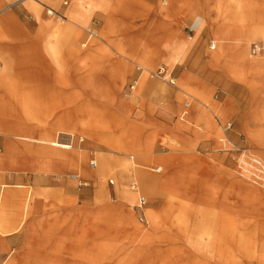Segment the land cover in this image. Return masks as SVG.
<instances>
[{
  "label": "rangeland",
  "instance_id": "rangeland-1",
  "mask_svg": "<svg viewBox=\"0 0 264 264\" xmlns=\"http://www.w3.org/2000/svg\"><path fill=\"white\" fill-rule=\"evenodd\" d=\"M263 2H261V6H253L256 2L232 0L230 4L235 11V16H230V24L227 25L230 31L224 37L219 36L221 39L220 45L215 43L216 47L214 49H210L209 46L213 35L204 40L201 38V31L195 34L187 32L184 22L189 14L188 11L180 13L182 30L176 35L173 34L175 37L170 44H156L155 42L161 38L163 26L167 27L169 24H173L178 19L179 14L175 15L173 12L165 13V15L157 12L143 13L140 11L142 8L139 5L131 10L140 12L112 16L111 21L115 23L112 27L105 25V21L110 19L108 16H88L87 21L81 28L82 37L79 43L88 37L85 30L90 27L91 23L94 20L98 21L97 37L91 38L88 45L105 46V44H108L113 46H107L112 54L111 58L114 61L121 59L125 62L123 63L124 82L120 88L115 86L106 87L107 92L105 91V93L103 89L94 91L89 88L84 89L79 96L74 97V103L77 104L78 110L75 118L76 120L85 119L90 121L93 127L88 130L94 133L93 136L96 139H119L125 144L127 143L128 146L131 145V150H126V152L112 150L110 152V150L107 151L108 147L99 148L106 150V154L110 153L108 170L99 179L83 174L79 175L82 180L88 182L86 186H78L76 181L71 184V187L66 186L69 179L68 174L75 173L76 169L70 167L69 164H65L62 160L55 159L52 156L47 157V159L42 154L23 155L21 152L12 153L13 157L17 159L22 158L28 159L29 162L34 160L47 163L49 171L41 175L44 180L42 178L39 180L40 177L32 169L24 172V168L28 167L24 162L16 165L14 162L13 165L8 167V171L4 170L6 174L0 175V184H10L4 190H22L33 195L34 201L31 205L32 208L31 206L28 208L26 223L32 222L34 235L44 238L45 243H48L51 264H67L64 258H55V256H61L56 253L64 250L66 242L63 237L67 236L69 230L80 228L84 223L86 227H90L87 229L88 233L89 230L92 232L84 238L74 240L73 246H76L77 250L94 252L98 237L105 238L109 234L117 237L116 249H113L114 254L110 258L108 257L105 262L97 264H232L233 261L229 257L230 254L232 255V250L229 249L228 241L236 237L237 222L241 219L243 221L250 219L245 224L246 232L252 233V229L255 227L260 232L258 240L264 243V206L256 204L252 200H250L251 204L248 205L245 193L236 184L238 173L228 171V168L233 167L232 164L228 163L229 160H233L230 153H239V148L250 150L258 155H264L263 149L250 144L242 136V128L246 124V114L249 107L251 104L264 102L263 51L260 50L255 54L251 51L252 44L264 43ZM256 5H258V2ZM216 13L218 14V10ZM224 21H228V19ZM250 27L261 29L262 32L260 34L257 32L255 34L253 31L247 32L245 29ZM240 28L244 29L242 33L237 31ZM152 31L155 36L150 35ZM105 32H108V34L106 35ZM149 39L152 44L144 45ZM162 39L164 41V38ZM0 40L6 43L5 45L14 43V40L7 41L4 38H0ZM119 42L123 44V47L135 49L136 52L143 51L145 47H149L151 52L146 55L142 52L137 56V59L133 56L136 54L120 57L115 53L116 48L114 47ZM228 47L232 48L230 52L232 55L228 56L225 64L212 56L220 49L225 50ZM203 48H205L207 54L206 64H201L202 60L200 58L189 60L192 53L199 52ZM240 49L243 50V57L237 53V50ZM210 55L211 57H209ZM139 57H143L145 63L138 60ZM74 61V57H72V60L68 59L67 66L71 74L77 75V67ZM187 63H192L195 67L200 64L204 65L203 69H200L201 74L190 75L188 71L184 70L188 65ZM160 65H165L170 71L172 70L174 84L161 80L157 76H148L146 72L144 73L145 76L139 78L144 67L147 66L148 70L155 72ZM231 69L244 71L247 76L246 81L251 80L253 76V80L258 83L255 86V91L257 92L259 89L260 93L254 96L247 82L237 79L230 72ZM251 69L252 71H250ZM254 71L260 72V74L253 75ZM206 78L211 79V81H205ZM135 80H138V86L136 90L131 91V86ZM156 81L169 87L171 100L189 89L205 94L211 103L210 105L206 104L219 110L220 116L217 117L221 122L223 124L226 121L232 122L230 128L224 131L216 124L217 132L219 129L221 134L229 141L227 143L228 147L226 149L222 147L216 136L205 134L201 138H195L193 133L185 127L176 129V119L162 118L159 114L160 105L147 100L145 97V90L148 88L147 83ZM106 93L110 94L107 95ZM229 98L231 100L230 104L228 102ZM208 112L210 113V111ZM213 113H210L211 118H213ZM7 119L15 122L21 120L17 117ZM173 132L176 135H173ZM66 137L68 138V136ZM90 139L91 142H96L94 138L90 137ZM142 143L150 149L151 157L146 158L137 152V148ZM84 146L83 142L81 147ZM0 147L3 154L5 150H3L1 136ZM87 148L91 150L87 152L85 162L88 168L89 161L96 157L95 151H93L94 148L90 145ZM70 153L71 150L68 154ZM7 154L8 152L5 153V155ZM130 155L136 158L139 165L148 166L150 169L158 167L161 169L158 173L150 172V170L143 171L141 167L134 171L132 167L130 168ZM194 156L197 157L196 162H198L195 173L197 174L196 181L199 190L202 191L200 195H195L194 191L185 188L178 180L171 182L170 185L159 181L164 178L163 173L165 170H171V168L182 170L189 165ZM7 157L11 158L12 156L7 155ZM167 157L174 158L175 161L169 165L161 161V159ZM124 163L127 165L126 170L123 168ZM93 168L91 167V169ZM221 170L229 172L231 177L224 176ZM134 178L138 180L137 193H142L146 197V203L141 211L132 207L137 202V193L131 191L129 187ZM109 180H113V184H110ZM250 182L252 183L251 180ZM14 184H23L24 186L18 188ZM37 188L40 191L34 192ZM260 188L264 191L263 186ZM171 204L178 207L183 214L184 219L181 226L183 231L185 230V232H189L194 236L196 231L204 230L202 237L206 241L208 236L206 232L215 231L220 241L221 237L227 240L226 245L215 241L214 245H210L211 249L201 253L203 251L190 250L189 244H186L185 241L183 244L180 242L173 244L177 251L169 249L166 251L161 246L162 243L154 242L153 239L148 243L142 242L145 231L151 229L145 215V209L149 208L166 216V209ZM10 212L12 215H9L8 218L11 216L12 220L18 222L19 227L17 230L24 232L26 223L24 225L19 224L22 217L20 209L14 207ZM52 214L57 218V226L54 230L56 235H53L51 231L46 236L48 232L46 226L43 227L45 228L43 231V228L37 225L44 223L42 217ZM123 214L134 215L140 226L132 228L125 226L126 220ZM7 215L6 212L5 216L7 217ZM190 216H193L197 221L201 220V224L205 227L201 226L203 229L200 226L194 227L189 222ZM85 217L87 221L84 219ZM141 217L143 220L140 221ZM36 221H39V223H36ZM210 221L218 224L206 226V223L208 224ZM186 224L188 226L184 227ZM151 230L154 236L161 232L159 229L152 228ZM183 231L179 230L177 238L179 236L180 239L183 236ZM91 235L96 238L92 239L89 237ZM8 236L0 232V252L5 249L6 254L10 256L12 251L7 245ZM3 245H5V248H3ZM34 250L35 252L43 251L42 248L36 247ZM136 252H139L140 255L133 256ZM226 252L227 256L224 258ZM226 257L228 260L224 262L223 259L225 260ZM10 259L6 261L0 259V264H10ZM72 260L75 262L74 258Z\"/></svg>",
  "mask_w": 264,
  "mask_h": 264
},
{
  "label": "bare ground",
  "instance_id": "bare-ground-1",
  "mask_svg": "<svg viewBox=\"0 0 264 264\" xmlns=\"http://www.w3.org/2000/svg\"><path fill=\"white\" fill-rule=\"evenodd\" d=\"M231 1L232 0H224V4L220 5L218 8V15L221 20L218 21V24L213 26L212 32L210 33V35H213V38H211L210 41L211 43L209 44L210 49H214L216 47L215 43L220 45L221 39L219 36L224 37L230 31L227 25L228 23L230 24V16H235V11L232 9V5L230 4ZM10 7L11 3L4 6L1 11L7 12L9 11ZM33 7L36 8L34 4H32L31 8ZM101 9L107 14L106 16L110 17V19L105 21V25L109 27H112L113 24H115L111 21L112 16L118 14L137 13L130 11L123 0H116L110 4L101 3ZM50 11L51 12L46 11V13L51 16V22L56 21L58 23H63V18L59 17L56 13H53L52 10ZM161 14L165 15V13ZM7 15L6 23H8L11 19L10 13ZM87 18L88 16H84L80 19H77L72 15L69 16L68 21H77L76 23L81 29L83 24L87 21ZM227 19L228 21H224ZM245 30H247V32L253 31L255 34L256 32L259 34L262 32L261 29H254L253 27L247 28ZM70 31L73 33V28ZM237 31L242 33L244 29L240 28ZM107 34L108 32L106 35ZM150 35L155 36L153 31ZM54 37L56 40L55 42L51 41L50 36L43 38V50L48 54L51 62V66L49 68L46 67V64L44 63V60L40 54L37 65L32 66L30 68L31 71L29 70V72H24L23 69L20 68L15 51L0 52V57L4 64L2 68L3 70L0 71V136L3 142V150L8 152L7 155L12 156L11 158L7 157V155H5V151H3L2 154V149L0 147V175L3 176L6 174L8 167L13 165L14 162L15 165L20 164V162H24L25 165L28 166L24 168V172L32 169L37 173V175H42V173L49 171L47 163H43L42 161L37 162L34 160L29 162L27 161L28 159L22 158H19V161V159L13 157L14 155H12V153L21 152L23 155L42 154L45 158L52 156L55 159L57 158L62 160L65 164H69L70 167L76 169L77 173L75 172L68 174L71 179H75L76 176L81 174L99 179L107 172L109 167L108 159L110 158V153L106 154V150L99 148L108 147L107 151L110 150V152L112 150H122L123 152H126V150H131L130 148H132V146L129 145V147L127 143L125 144L119 139L112 140L102 138L101 140L96 135V137L100 140L99 142V140L93 136L94 133L88 130L93 127L90 121L85 119L76 120L75 117L78 110L76 106L77 104L74 103V98L58 99L55 97L53 89L46 90L43 85H40L43 86L41 92L36 89L35 94L33 92L28 94L23 91V87L20 84V78L29 74L35 75L36 73L39 75L42 74V76L51 74L58 91L65 90V88L71 86H74L73 88L75 91V84H77L79 89L89 88L92 91L103 89V92L105 93V91L107 92L106 87L115 86L120 88L123 85V63L125 62H123L121 59H119V61H114L111 58L112 54L110 53L108 47H113L112 45H88L91 42V38H86L80 43L77 42L72 44V41L69 40L67 36H65L63 41L64 45H62L63 48H61L59 40H62V36L55 35ZM95 37H97V35H95ZM162 40L163 39L160 38L155 43L162 44L159 43V41L161 42ZM172 40L173 39H171L169 42H172ZM147 44H152L150 39L148 42L144 43V45ZM114 47L116 48L115 53L120 57H124V55L131 56L136 54L133 56H135L137 59V56L142 52L145 55L151 52L149 47H145L143 51L136 52L135 49H127L123 47L121 42L115 44ZM64 49H66V51ZM231 49L232 48L230 47L225 50L220 49V51L213 53L212 56L225 64L230 52L232 51ZM242 52V49L237 50V53H239L241 57L244 55ZM70 54L74 55V64L77 67V75H81V78H79L80 80L78 82H71V73L67 66L69 59L68 57H70ZM209 57H211V55ZM144 58L146 59L147 57ZM138 60L141 62L144 61L143 57H139ZM33 70L35 73H33ZM250 71H252V69ZM145 72L148 76L151 75V71L148 70L146 66L141 72L139 78H141V76H145ZM230 72L237 79L247 82V85L253 91L254 96L260 93L259 89L257 92L255 91V86L258 85V83L253 80V76L251 80L249 79L246 81L247 76L244 71L231 69ZM256 73L260 74V72L254 71L253 75ZM138 80H135L134 84L131 86V91L136 90V87L138 86ZM174 81L175 80H173V83ZM74 91L72 94L76 95ZM188 91L182 93L185 98L181 94H178L173 100L169 102L167 109L170 116L168 118L176 119V129L185 127L193 133L195 138H201V136L205 134L216 136L221 142L222 147L226 149L228 147L227 143H229V141L221 134L218 128L217 132L216 124L222 129V131H224L230 128L232 122L226 121L224 124L221 122V120L217 117L220 116L219 110L213 109L209 106L211 103L205 94L191 89ZM3 94L5 95L4 97ZM106 94L108 95L110 93ZM228 102L230 104V98ZM208 111H210V113L214 112L212 114L213 118H211ZM11 117H17L21 120L18 122H15L14 120L9 121L7 118ZM173 135H176L175 132H173ZM66 136H68L66 139L67 141L65 140ZM242 136H244L246 141L250 144H254L264 150V102H257L255 104H251L249 107L246 114V124L242 128ZM90 137L94 138L96 142H91ZM83 142L85 146L81 147ZM89 145L94 148L93 151H95L94 154L96 158L89 161V167L87 168L85 162L87 160V152L90 150L87 148ZM69 150H71L70 154H68ZM137 152L146 158H148V156L151 157L150 149L147 148V146H145L143 143L139 145ZM238 152L239 153L237 154L230 153V156L233 158V160H229L228 163L230 165L232 164L233 167L228 168L226 165L225 166L228 168L229 172L233 171L238 173L236 184L237 187L240 190H243L245 193L248 200V205L251 204L250 200H252L256 204H262L264 206V191L260 188L261 186L264 187V155H258L250 150L240 148L238 149ZM129 157L130 168L132 167V170L134 171L140 167L143 168L141 169L143 171L150 170V172L154 173H158L160 171L159 170L158 172H155L148 166L139 165L133 155H130ZM196 160L197 157L194 156L190 160L189 165H187L182 170H175L174 168H171V170H165L163 173L165 175H163L164 178L159 181H161V183L166 182V184L170 185L172 184L171 182H176L178 180L185 188L194 191L196 193L195 195H200V192L202 191L199 190V186L196 181L197 174L195 173L198 163ZM91 161L94 164L93 169H91ZM161 161L169 165L172 164L175 159L167 157L161 159ZM123 168L124 170L127 168L125 163ZM4 170H6L5 173ZM229 172L221 170V173L224 176L231 177ZM0 186V232L4 235H9L19 227L18 222L16 223L14 220H12L11 216L8 218L9 215H12L10 211L14 207L20 209L22 217L19 224L24 225L28 219V208L32 205L34 200L33 195H31L30 192L22 190H4L5 187L10 186V184L7 183H1ZM14 186L22 188L24 185L14 184ZM35 191L37 192L40 190L37 188V190H34V192ZM166 210L165 216L161 212L157 213L156 211H153L149 208L145 209V215L147 216L150 228L159 229L161 232L160 234L154 236L153 231L151 229H147L145 231V235L142 237V242L148 243L151 239H153L154 242L162 243L161 246L165 248L164 250L167 251L169 249L172 251H177L173 244L178 242L183 244L185 241L186 244H189L190 250L203 251L201 253L211 249L210 245H214L215 241H218L221 244L224 243L226 245L225 242L227 240L222 239L221 237L220 241V238H217L218 234L215 233V231L206 232L208 235L207 241L202 237L204 230L198 232L196 231L194 236L189 232H185V230L183 231L181 226L183 225L184 218L179 208L171 204ZM6 212L8 214L7 217L5 216ZM123 216L126 220L125 226H128L129 228L140 226L136 222L134 215L123 214ZM42 219L44 220V223H48V227L46 229L48 232L46 236H48L51 231L53 235H56L54 230L57 226V218L54 216V214L45 215L42 217ZM84 219L87 221L86 217ZM248 221H250V219L245 221L241 219L238 221L236 237L228 241V245L230 246L229 249L232 250V255H229L231 261H233L231 262L232 264H264V243H261L258 240L260 232H258V230L254 227V229H252V233H247L245 224ZM189 222L194 227H205V225L201 224V220L197 221L193 216L189 217ZM187 224L184 227L188 226ZM215 224L218 223L210 221V223H206V226H214ZM88 228L90 227H86V224L84 223L80 228L69 230L67 236L63 237L66 242L64 250L60 253H56L61 256H55V258L58 257L63 259L65 253L70 251L72 252V255H74L73 258L75 259L73 264H97L105 262L108 257L110 258V256L114 254L113 249H116L115 247L117 245V237L109 233V235L105 238H97L94 252L77 250L76 246H73V243L75 242L74 240L90 235L92 231L89 230L88 233ZM179 230L183 231V236H181L180 239L179 236L177 238V233ZM89 237L92 239L96 238L93 235ZM138 254L139 252H136L133 256H137ZM75 256H77V258ZM225 256H227V252L224 254V258ZM226 260H228L227 257L225 260L223 259L224 262Z\"/></svg>",
  "mask_w": 264,
  "mask_h": 264
},
{
  "label": "crops",
  "instance_id": "crops-1",
  "mask_svg": "<svg viewBox=\"0 0 264 264\" xmlns=\"http://www.w3.org/2000/svg\"><path fill=\"white\" fill-rule=\"evenodd\" d=\"M33 2L36 6L32 8ZM116 0H0V38L9 40H14V43L5 45L0 40V52L15 51L17 54V60L20 64V68L24 72L31 71V67L37 65L39 62V56L41 54L46 67L51 66L50 58L47 53L44 52V42L43 38L50 36L52 42H55V35L62 36V40H59L61 48L64 45V37L67 36L72 44L79 42L82 37V31L76 22L68 21L69 16H75L80 19L84 16H106L107 14L102 11L101 3H112ZM128 6L130 11L136 6L140 5L142 8L140 11L143 13H175L178 15V19L173 23L169 24L167 27L162 28L160 37L164 38V41H159V43L170 44L169 42L173 39L178 32H181V16L182 11H188L189 14L184 22L187 32L195 34L201 31V38L206 40L209 38L210 33L214 25L218 24L221 20L219 15L216 13L219 10V6L224 4V0H123ZM256 2L253 6H261V0H247ZM258 2V5H256ZM11 3L9 11L3 12L1 9ZM264 3V2H263ZM47 10H52L59 17L63 18V23L51 22V16L46 13ZM136 11V12H140ZM135 12V11H133ZM11 15V19L6 23L7 14ZM73 28V33L70 31ZM73 37V38H72ZM13 42V41H12ZM4 44V45H3ZM260 46L262 56H264V43L260 42L257 44ZM66 51V49H64ZM232 54L230 53L229 56ZM74 55L70 54L69 60H72ZM200 58L202 60L201 64H206L207 54L205 48L201 51H196L192 53V57L189 60ZM188 65L184 70L188 71L190 75L196 74L200 75V69H203L204 65H199L195 67L192 63H187ZM3 61L0 57V71L3 69ZM33 73L35 71L33 70ZM71 82H78L81 75H70ZM73 78V79H72ZM20 84L23 87V91L26 93L33 92L37 89L41 92L42 87L47 89H53L55 97L58 99H73L75 96H79L84 89H79L76 85L74 91V86L67 87L65 90L58 91L53 76L51 74L47 76H42V74L36 73L35 75L29 74L22 76L20 78ZM205 81L210 82L211 79L206 78ZM43 85V86H40ZM147 90H145V97L153 103H158L160 105L159 114L164 119H169V111L167 105L171 101V94L169 87L166 84L159 82H148ZM73 91L76 95H73ZM58 92V93H57ZM5 95L3 94V97ZM175 96V95H174ZM67 138V137H66ZM65 138V140H66ZM39 180H44V177L38 175ZM77 182L75 179H69L66 182V186L71 187V184ZM138 181V180H137ZM78 185V182H77ZM79 186V185H78ZM39 223V221H36ZM40 227H48V223H42V225H37ZM33 223L27 222L24 226V232H19L16 228L13 233L9 234L7 238V245L9 246L12 253L10 256L6 254V250L3 249L0 252L1 261L10 259V264H51L49 245L46 244L44 238H39L34 235L32 230ZM43 228V231L44 229ZM42 232V231H41ZM43 237V236H42ZM40 240V241H39ZM36 248H42L43 251L35 252ZM5 248V245H3ZM74 255L72 252H66L64 259L67 264L73 263ZM77 258V256H75Z\"/></svg>",
  "mask_w": 264,
  "mask_h": 264
},
{
  "label": "built area",
  "instance_id": "built-area-1",
  "mask_svg": "<svg viewBox=\"0 0 264 264\" xmlns=\"http://www.w3.org/2000/svg\"><path fill=\"white\" fill-rule=\"evenodd\" d=\"M48 12H51L50 10H47ZM99 22L98 21H93L90 25V27H88L85 31L87 32L88 37L87 38H93L96 35V28L98 27ZM252 48L251 51L253 54L259 52L261 50L260 46L257 44H252ZM213 47V46H212ZM151 77H158L161 78V80H165L170 84H174L173 83V78H172V70L170 71L165 65H160L155 72H151ZM132 159V158H131ZM91 167L94 166V164L92 163V161L90 162ZM160 170V167L158 168H154L153 171L158 172ZM75 179L78 182L79 186H86V184L88 183L87 181L85 182L84 180H82L79 176H76ZM135 179V180H134ZM131 182H130V190L133 191L134 193H137L138 190V181L136 180V178H134ZM110 184H113L112 180H109ZM146 202V197L145 195H143L142 193H137V202L135 204H133V208H135L138 211H141L143 208V205H145ZM143 220V218H140V221Z\"/></svg>",
  "mask_w": 264,
  "mask_h": 264
}]
</instances>
